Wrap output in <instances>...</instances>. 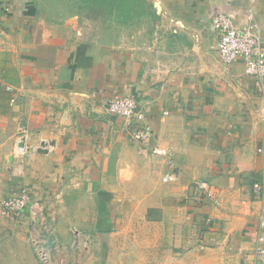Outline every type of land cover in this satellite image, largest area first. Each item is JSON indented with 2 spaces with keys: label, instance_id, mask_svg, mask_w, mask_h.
Returning a JSON list of instances; mask_svg holds the SVG:
<instances>
[{
  "label": "crops",
  "instance_id": "1",
  "mask_svg": "<svg viewBox=\"0 0 264 264\" xmlns=\"http://www.w3.org/2000/svg\"><path fill=\"white\" fill-rule=\"evenodd\" d=\"M156 1L162 38L147 55L87 39L70 21L48 23L33 0H0V197L26 188L40 211L38 198L48 208L58 196L60 227L82 233L61 242L83 245L111 243L104 234L127 226L121 213L135 202L187 212L214 253L229 245L238 264H264L254 258L256 245L264 249V188L255 192L264 185V95L241 61L221 63L210 28L218 10L244 25L252 6L264 42V0ZM120 96L135 99L151 144L172 150L174 182H162L164 158L107 114L106 101ZM21 128L27 151L18 156ZM199 181L214 201L197 194ZM12 220L29 226L28 215Z\"/></svg>",
  "mask_w": 264,
  "mask_h": 264
},
{
  "label": "rangeland",
  "instance_id": "2",
  "mask_svg": "<svg viewBox=\"0 0 264 264\" xmlns=\"http://www.w3.org/2000/svg\"><path fill=\"white\" fill-rule=\"evenodd\" d=\"M33 2L37 12L46 22L59 24L70 21L87 39L131 46L150 55L156 53L154 50L162 38V27L160 28L156 15V11H159L156 0ZM18 189L19 187L0 197V208L2 200L13 197L19 192ZM211 191L217 195L215 190ZM197 194L199 195V192ZM50 198L52 199L51 203L48 201V208L45 196L38 198L44 207L40 205L43 209L39 211L34 226H30L29 222L27 226V220H24L25 223L18 227L11 217L3 215L0 211V264L239 263L229 245L220 253L210 250L211 246L207 243L203 226L193 223L187 212H147L146 208L142 209L141 203L135 204L136 202L127 207L126 214L124 211L121 213L127 226L120 225V228L104 234L106 238L110 235L114 237L111 243L103 241V245L99 242L83 245L73 243L72 240L62 243L61 241L66 240L65 237L72 239L82 233L78 232L80 229L76 231L72 227H60L61 213L53 208L55 203H61L58 201L60 198ZM201 198L207 199L202 195ZM122 206L124 204L119 207ZM84 234L96 236L101 233L91 230L90 233Z\"/></svg>",
  "mask_w": 264,
  "mask_h": 264
},
{
  "label": "built area",
  "instance_id": "3",
  "mask_svg": "<svg viewBox=\"0 0 264 264\" xmlns=\"http://www.w3.org/2000/svg\"><path fill=\"white\" fill-rule=\"evenodd\" d=\"M210 28L217 37L216 51L221 63L228 66L236 61H241L244 66V74L258 82L259 91L264 95V42L253 7L247 9L245 23L242 26H237L231 15L218 10L210 16ZM8 90L12 91L13 89L8 87ZM104 107L107 114L121 119L124 132L131 142L148 148L153 156L164 158L171 171L162 178V182H174L177 177L172 150L151 144L152 132L146 123L144 113L138 109L135 99L132 96L113 97L106 101ZM26 136L27 130L21 128L16 143L19 155H23L27 151ZM260 187L263 189L264 185L255 186L256 193H259ZM196 191L211 201L216 198L215 193L205 182H197ZM0 211L3 215L11 218L28 215L30 226H34L39 208L37 204L32 203L29 190L23 188L17 195L4 200ZM259 229H264V212L261 213L259 219ZM254 252L255 261L264 258V249L259 245H256Z\"/></svg>",
  "mask_w": 264,
  "mask_h": 264
},
{
  "label": "water",
  "instance_id": "4",
  "mask_svg": "<svg viewBox=\"0 0 264 264\" xmlns=\"http://www.w3.org/2000/svg\"><path fill=\"white\" fill-rule=\"evenodd\" d=\"M37 152H38V153H45V151L42 150V149H38Z\"/></svg>",
  "mask_w": 264,
  "mask_h": 264
}]
</instances>
